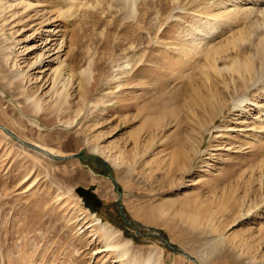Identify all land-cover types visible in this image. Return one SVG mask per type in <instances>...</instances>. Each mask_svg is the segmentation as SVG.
I'll use <instances>...</instances> for the list:
<instances>
[{"label":"rangeland","instance_id":"1","mask_svg":"<svg viewBox=\"0 0 264 264\" xmlns=\"http://www.w3.org/2000/svg\"><path fill=\"white\" fill-rule=\"evenodd\" d=\"M240 1L0 0V264H264Z\"/></svg>","mask_w":264,"mask_h":264},{"label":"bare ground","instance_id":"2","mask_svg":"<svg viewBox=\"0 0 264 264\" xmlns=\"http://www.w3.org/2000/svg\"><path fill=\"white\" fill-rule=\"evenodd\" d=\"M261 2H264V0H241L240 1V3H242L244 5L251 4L252 7H254V8H257V7H255L257 4H259V5L264 4V3H261ZM251 5H249V6H251ZM235 7H238V6H235ZM252 7H249V8L247 7L246 9H243V8L239 9V7H238V9H239L238 14L239 15H240V13H242L241 15H245L246 18H250V17L254 16V17H252V20L250 21V23H248V25H246V30H243L244 33L239 32V33H242L241 36L239 35L240 37H242L241 40L242 41H246L245 43H249L248 46L250 47V51H251V53H249L250 54L249 55V59L248 60H246V59L245 60L244 59L243 60L236 59L233 62L235 71L237 70L236 73L237 74L239 73V75H242L243 77L245 75H258V74L260 75V74H264V7H260V8L258 7L256 11H254L255 9H252ZM254 13H256L257 15L254 14ZM245 35H247V36H245ZM253 36L256 37V38L255 39H251L250 37H253ZM33 108H34L35 112H37L38 107L35 106ZM32 148L34 149V151H36L37 153H41V155L45 156V157L46 156L50 157V153H51V155L54 153V150L52 151L50 149L43 148L41 146L40 147L39 146H35V147H32ZM91 151L96 152L95 149L94 150L92 149ZM178 159H179V157L176 156L175 160H178ZM95 223L98 226L102 227V228H104L106 226V223H102V221H100L97 218L95 219ZM104 230H105V228H104ZM107 232H108V230H107ZM128 246H129V243L125 242L124 245H123L124 249H122V253L126 254ZM105 247L113 248V247H116V245L115 244L114 245L106 244Z\"/></svg>","mask_w":264,"mask_h":264},{"label":"water","instance_id":"3","mask_svg":"<svg viewBox=\"0 0 264 264\" xmlns=\"http://www.w3.org/2000/svg\"><path fill=\"white\" fill-rule=\"evenodd\" d=\"M0 129L2 130V131H4L6 134H8V135H13L12 133H10L7 129H5V128H3V127H0ZM20 143H22V142H20ZM22 145V144H21ZM23 146V145H22ZM26 146V148L27 147H29V148H31V146H29V145H25ZM50 158L51 159H60V160H66V159H69V158H71V157H67V156H56V155H50ZM109 177L112 179V177H111V175H109ZM76 192H78V193H83V195L84 196H88V194H89V192H88V189L86 190V189H84V188H82L81 186H78V187H76ZM118 193H119V191H118ZM119 197H120V195H119ZM122 209V206H120V210ZM122 216L125 218V214L124 213H122ZM127 223H131L130 221H126ZM184 255L186 256V257H189L190 258V256L188 255V254H186V253H184Z\"/></svg>","mask_w":264,"mask_h":264}]
</instances>
